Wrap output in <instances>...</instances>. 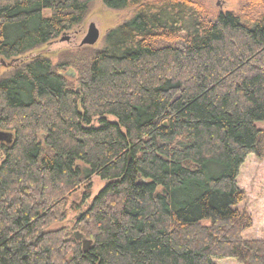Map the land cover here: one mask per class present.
Returning a JSON list of instances; mask_svg holds the SVG:
<instances>
[{
    "label": "trees",
    "instance_id": "16d2710c",
    "mask_svg": "<svg viewBox=\"0 0 264 264\" xmlns=\"http://www.w3.org/2000/svg\"><path fill=\"white\" fill-rule=\"evenodd\" d=\"M94 1L135 9L104 49L0 81V264H264L237 208L241 168L264 158V16L247 13L264 0L215 16L197 0H0V57L51 44Z\"/></svg>",
    "mask_w": 264,
    "mask_h": 264
},
{
    "label": "rangeland",
    "instance_id": "374dc122",
    "mask_svg": "<svg viewBox=\"0 0 264 264\" xmlns=\"http://www.w3.org/2000/svg\"><path fill=\"white\" fill-rule=\"evenodd\" d=\"M212 15L220 11H233L243 13L245 5L240 0H197ZM252 19H259L264 16V7H255L247 11ZM135 14V9L114 10L108 8L102 1H94L90 4L88 14L84 21L74 27L71 31L63 34L51 44L37 50L24 54L15 60H5L6 65L0 67V81L12 76L20 67L29 63L36 57L48 58L54 64L74 54L92 55L105 47L107 34L128 22ZM94 24L99 30L100 38L94 46H81L89 32L90 26ZM2 58L0 57V60ZM72 67L69 68V70ZM67 70V71H69ZM116 120L115 118H110ZM238 187L244 192V200L237 207L241 213H246L252 220V227L243 236L246 239L264 240V158L251 155L240 170L237 179ZM93 197L97 196L106 186V182L98 177L93 178ZM82 192H78L73 201H80ZM75 223V216L72 214L69 220L63 224H57L54 228L63 226L72 228ZM215 264H239L235 260H219Z\"/></svg>",
    "mask_w": 264,
    "mask_h": 264
},
{
    "label": "water",
    "instance_id": "95a60500",
    "mask_svg": "<svg viewBox=\"0 0 264 264\" xmlns=\"http://www.w3.org/2000/svg\"><path fill=\"white\" fill-rule=\"evenodd\" d=\"M99 38H100L99 30L96 28V26L94 24H92L89 28V32H88L87 36L82 41L81 46L82 47L94 46L98 42ZM5 65H6L5 60L1 59L0 60V67L1 66L4 67ZM3 136H4V134L0 132V140L3 138ZM75 237L77 240H82L83 250H84V252H88L90 247H91L92 242L90 240L86 239L84 237V235H82L79 232L75 233Z\"/></svg>",
    "mask_w": 264,
    "mask_h": 264
}]
</instances>
